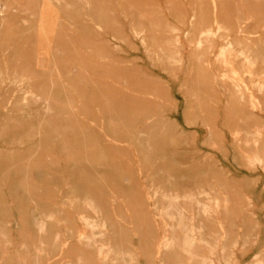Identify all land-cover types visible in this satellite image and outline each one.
<instances>
[{
	"label": "rangeland",
	"instance_id": "374dc122",
	"mask_svg": "<svg viewBox=\"0 0 264 264\" xmlns=\"http://www.w3.org/2000/svg\"><path fill=\"white\" fill-rule=\"evenodd\" d=\"M0 158V264H263L264 0H0Z\"/></svg>",
	"mask_w": 264,
	"mask_h": 264
},
{
	"label": "bare ground",
	"instance_id": "6f19581e",
	"mask_svg": "<svg viewBox=\"0 0 264 264\" xmlns=\"http://www.w3.org/2000/svg\"><path fill=\"white\" fill-rule=\"evenodd\" d=\"M209 34V33H207ZM211 35V34H210ZM200 45H197V48H199ZM230 47V46H229ZM225 56V54H223ZM19 126V125H18ZM118 128V126H117ZM20 133V132H19ZM15 135V134H14ZM13 136V135H12ZM73 136V135H72ZM6 157V156H5ZM2 158V157H1ZM0 158V159H1ZM8 158V157H7ZM6 158V159H7ZM4 159V158H3ZM2 160V159H1ZM9 160V159H8ZM6 160V161H8ZM190 170V169H189ZM190 171H192V173H194V171L191 169ZM196 172V170H195ZM194 175V174H193ZM173 180V179H172ZM171 180V181H172ZM178 181V179H176ZM195 180L196 179V176H195ZM175 182V180H173V183ZM174 186H178L176 184H174ZM178 187L175 188V190L177 189ZM181 190V189H180ZM183 190V189H182ZM181 190V191H182ZM184 191H186L184 189ZM188 193L190 191H187ZM185 194V197L184 199H187L189 202L188 203H192L195 205V214H196V219H199L201 217V215L209 212L210 210H213V208H216V210H218V208L220 207L219 203L217 202V200L215 199V203H217L215 206H213L212 204L211 205H208V204H205L203 202H201L200 199H197L192 195L189 194ZM184 193V192H183ZM178 194V193H177ZM173 195V194H170V193H167V197H168V204L164 207L163 209V213L164 215L166 216L167 219H169L170 221L172 220V223H174V227L179 230L181 229L183 232L184 230L186 229L187 227V216H186V209L183 207L182 203L179 202V195ZM91 201V200H90ZM89 203V202H87ZM89 207L94 211L93 213H96L97 214H102L101 212V209L100 211L97 209V207H95V205L93 203L90 202L89 204ZM193 212V210H192ZM194 213V212H193ZM12 215V214H11ZM206 215V214H205ZM210 216V215H209ZM208 216V217H209ZM101 217V215H100ZM207 218V217H206ZM99 221V220H98ZM101 223V227L104 228V224L102 222ZM84 224L87 225V226H90V228H92V230L95 228L94 227V224H97L95 221L93 223V221H90L88 219H84ZM89 229V228H88ZM98 230V228H96ZM95 231V230H93ZM92 231V232H93ZM188 234H186L185 232L183 233L182 236H179L177 237L176 239H172V238H165L163 241H162V244L160 245L161 249L164 250L165 252H168L169 253V256H172V255H176V256H182L184 254L182 253H179L177 252V249L179 248H183L185 252L189 253V255L191 254L192 256H195L197 254V252H194L195 250L198 249V244H202L203 247L204 245H206L208 247V249H210L211 251V255L212 256H215L218 261V263H221V264H228L230 262V258L231 255L230 254H227L226 253V250L224 249H221V252L219 250V247L217 246H213L210 242H208V240L206 238H203L201 236L199 237H196V235H198L196 232H195V236H192L191 235V232H187ZM40 234V233H39ZM85 238H87V235L85 236ZM91 238V237H90ZM90 238H87V239H84L86 240L87 242H91L93 243L96 239H94V237H92L91 239ZM96 238V237H95ZM99 239V238H97ZM179 247H177V244ZM93 245V244H92ZM96 244H94L93 246H95ZM86 246V245H85ZM172 252V253H171ZM100 253V252H99ZM110 253H112V255L114 254V251L111 250ZM176 253V254H175ZM219 253V255H218ZM101 254H102V251H101ZM128 255V254H126ZM185 256V255H184ZM123 257V256H122ZM186 257V256H185ZM219 257L221 260H219ZM116 258V257H115ZM127 258V257H126ZM258 260V259H257ZM220 261V262H219ZM164 262V261H163ZM217 263V264H218ZM257 263V262H256ZM132 264V263H131ZM162 264H166L165 262L162 263ZM208 264H216V261L212 260V262L208 263ZM258 264V263H257ZM264 264V262H263Z\"/></svg>",
	"mask_w": 264,
	"mask_h": 264
},
{
	"label": "crops",
	"instance_id": "0c3cea01",
	"mask_svg": "<svg viewBox=\"0 0 264 264\" xmlns=\"http://www.w3.org/2000/svg\"><path fill=\"white\" fill-rule=\"evenodd\" d=\"M41 17H43V16H41ZM44 18H46V17H44ZM218 17H217V15H216V13H213L212 14V23H216V24H219V21H218V19H217ZM203 20L205 21V19H204V17H203ZM205 23V22H204ZM212 23L210 24V25H208L207 23H205V24H207L208 26H207V29H208V33L209 34H207V35H210V36H212V35H214V33H213V31H212ZM223 30L224 31H228V28H223ZM209 39V38H208ZM208 39H202L201 40V42L202 41H205V40H208ZM200 42V41H199ZM231 45L232 44H228V45H226L224 48H222V50H221V52H220V58H225V59H228L229 58V54L227 53V50H228V48H231ZM230 46V47H229ZM253 50H254V47H253ZM223 54H225V56L223 55ZM20 127H21V124L19 125ZM17 134H21V132L20 133H16L15 135L17 136ZM13 137H14V134H13ZM87 202H89L88 203V205L90 204V202L91 203H93L94 205H95V207H97V209L100 211V208L93 202V201H90V200H88ZM91 209V208H90ZM91 211L92 212H94L92 209H91ZM94 215H95V218L93 219V220H90V221H93V223H94V221L97 223V224H94V229L93 230H95V231H93L92 230V228H90V226H87V225H85L84 224V227L88 230V232H89V234L87 235V238H92V237H94V239H96L93 243H91V242H87L86 240H84V239H87V238H85V236H84V238H83V241H82V243H83V245L87 248V249H92L93 248V250L95 249V246H93L94 244H97L98 242H99V240L100 239H97L100 235H101V233L103 232V231H101L100 229H99V227H101V220H100V215H101V213L100 214H97L96 215V213H93ZM89 220V219H88ZM99 220V221H98ZM89 228V229H88ZM96 228H98V230L96 229ZM102 228V227H101ZM93 231V232H92ZM96 237V238H95ZM90 238V239H91ZM93 244V245H92ZM111 250H113L114 251V253L116 252V251H119V250H124V249H121V248H113V249H111ZM101 249L99 248L98 249V252H97V254L98 255H101ZM125 251V250H124ZM100 252V253H99ZM114 255V257H115V254H113ZM115 260H118V259H115ZM124 261L125 262H123V261H121V263L122 264H133V262H132V260L130 261V258H125L124 259ZM77 264H87L84 260L82 261V262H79V263H77Z\"/></svg>",
	"mask_w": 264,
	"mask_h": 264
}]
</instances>
